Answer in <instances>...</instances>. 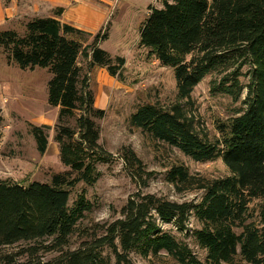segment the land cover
<instances>
[{"label":"trees","instance_id":"trees-1","mask_svg":"<svg viewBox=\"0 0 264 264\" xmlns=\"http://www.w3.org/2000/svg\"><path fill=\"white\" fill-rule=\"evenodd\" d=\"M149 9L140 27V45L162 66L173 68L179 98L189 99L207 76L214 75L219 80L212 81L213 92L243 100L235 116L219 125L221 135L214 141L200 135L194 119L180 105L170 109L141 105L131 115V123L196 161L223 159L231 175L206 181L195 179L185 166H174L166 180L184 187L197 181V188L203 190L199 200L179 202L137 192L106 236L64 251L93 210L85 192L72 203L73 190L81 182L97 183L102 175L99 165L114 156L100 142L98 121L105 118L106 110L96 106L90 72L100 66L123 82L126 59L101 46L110 37L108 27L97 33L85 31L57 18L64 12L57 8L56 17L28 20L23 33L0 30V54L9 63L51 73L48 103L60 108L55 141L61 162L70 168L54 174L50 182L0 179V264H108L106 245L118 264H132V253L144 257L165 253L176 264H234L238 258L264 264V0H161V6ZM86 35L94 36L91 43ZM81 57L88 60L86 70ZM71 120L76 125H70ZM30 127L39 152L45 154L51 126ZM123 156L144 171L134 150ZM256 199L263 200L258 210L250 206ZM192 218L198 226L190 229ZM165 224L192 237L206 251L205 260ZM48 241L51 250L62 252L53 260L38 257L35 245L22 263L5 252L21 242Z\"/></svg>","mask_w":264,"mask_h":264},{"label":"rangeland","instance_id":"rangeland-1","mask_svg":"<svg viewBox=\"0 0 264 264\" xmlns=\"http://www.w3.org/2000/svg\"><path fill=\"white\" fill-rule=\"evenodd\" d=\"M95 3L103 8L109 7V17L101 28L108 27L110 37L101 42V46L113 56L125 57L124 81L110 75L106 68L100 66L90 72L96 106L106 110L105 118L98 121L100 142L114 156L111 162L99 165L102 175L97 183L90 186L81 182L73 190L72 203L79 193L85 192L93 203V210L82 219L64 251L77 249L85 242L106 236L110 224L121 218L122 208L137 192L179 202L199 200L203 190L197 188V181L184 187L166 180L167 172L174 166H185L195 179L206 181L231 175L223 159L196 161L178 148L156 140L132 125L131 115L139 106L157 104L170 109L180 105L194 119V126L200 135L214 141L221 135L219 125L235 116L243 100L213 92L212 81L219 80L214 75L207 76L189 99L178 97L173 68L162 66L149 49L140 45V27L149 15L150 6H161V0H96ZM3 17L0 13V30L15 29L23 33L26 21H9V18ZM85 37L87 43H91L94 36ZM80 64L85 70L89 66L88 60L83 57ZM51 76L46 68L21 69L9 63L5 54H0V109L3 116L0 125V179L12 178L21 183L35 180L50 182L54 174L70 169L61 162L59 145L55 141L60 108L48 103ZM241 80L247 82L248 78L241 77ZM31 124L51 126L47 131L49 145L45 154L38 150ZM70 125H76L75 121L71 120ZM128 149L134 150L142 160L145 172L126 161L123 154ZM137 171L143 172L142 177L135 175ZM262 202V199H256L250 206L258 210ZM197 226L198 222L192 218L190 229ZM164 228L188 242L197 255L205 260L206 251L192 237L177 231L173 224H165ZM51 244L52 241L21 242L5 248V252L14 254L17 262L22 263L28 260L29 248L35 245L39 249L38 257L45 261L53 260L62 252L51 250ZM104 255L108 258V264H118L107 245L104 246ZM129 258L132 264H176L165 253L149 257L132 253ZM234 264L248 263L238 258Z\"/></svg>","mask_w":264,"mask_h":264},{"label":"crops","instance_id":"crops-1","mask_svg":"<svg viewBox=\"0 0 264 264\" xmlns=\"http://www.w3.org/2000/svg\"><path fill=\"white\" fill-rule=\"evenodd\" d=\"M96 0H0V13L10 20L28 21L35 17H56L55 10L64 8L62 22L96 33L109 17V7H100ZM105 1V0H101ZM108 6V5H107Z\"/></svg>","mask_w":264,"mask_h":264}]
</instances>
